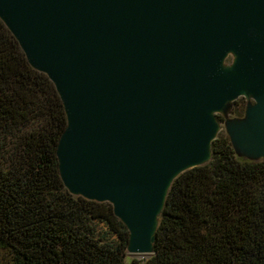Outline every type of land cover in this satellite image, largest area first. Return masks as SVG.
Masks as SVG:
<instances>
[{"label":"water","instance_id":"obj_1","mask_svg":"<svg viewBox=\"0 0 264 264\" xmlns=\"http://www.w3.org/2000/svg\"><path fill=\"white\" fill-rule=\"evenodd\" d=\"M0 18L63 100L65 186L113 205L130 255L154 253L173 182L242 96L231 142L264 159V0H0Z\"/></svg>","mask_w":264,"mask_h":264},{"label":"trees","instance_id":"obj_2","mask_svg":"<svg viewBox=\"0 0 264 264\" xmlns=\"http://www.w3.org/2000/svg\"><path fill=\"white\" fill-rule=\"evenodd\" d=\"M235 104L244 117L248 103ZM67 124L54 82L0 18V264H264V159L238 156L219 133L210 162L173 182L154 253L137 257L110 202L65 186Z\"/></svg>","mask_w":264,"mask_h":264},{"label":"rangeland","instance_id":"obj_3","mask_svg":"<svg viewBox=\"0 0 264 264\" xmlns=\"http://www.w3.org/2000/svg\"><path fill=\"white\" fill-rule=\"evenodd\" d=\"M231 60H232V57L230 56L229 59H228V61L230 62ZM237 102L239 104H243V103L247 102V98L244 97V96H242V97H240L237 100ZM234 103H232V106L233 107L230 108L227 112L219 113L224 118V121L221 122L219 133H223L224 135H227L229 137H230V135H229V128H228L227 122L228 121H233L234 119H237V118H240V116H238V113L235 112V110H236V104H235V109H234ZM241 157H245V156H241ZM245 158H247V157H245ZM247 159L254 161V159H251V158H247Z\"/></svg>","mask_w":264,"mask_h":264}]
</instances>
